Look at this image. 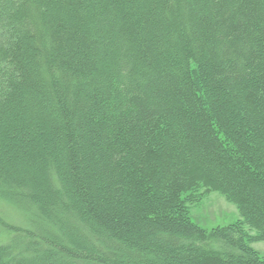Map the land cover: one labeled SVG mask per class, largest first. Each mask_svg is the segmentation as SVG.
Returning <instances> with one entry per match:
<instances>
[{
    "label": "trees",
    "instance_id": "1",
    "mask_svg": "<svg viewBox=\"0 0 264 264\" xmlns=\"http://www.w3.org/2000/svg\"><path fill=\"white\" fill-rule=\"evenodd\" d=\"M203 187L239 219L193 222ZM256 242L264 0H0V264H264Z\"/></svg>",
    "mask_w": 264,
    "mask_h": 264
},
{
    "label": "rangeland",
    "instance_id": "2",
    "mask_svg": "<svg viewBox=\"0 0 264 264\" xmlns=\"http://www.w3.org/2000/svg\"><path fill=\"white\" fill-rule=\"evenodd\" d=\"M196 195V202L190 205V215L203 229L226 226L239 219L236 208L218 192L203 187ZM252 248L264 256V242L253 243Z\"/></svg>",
    "mask_w": 264,
    "mask_h": 264
}]
</instances>
